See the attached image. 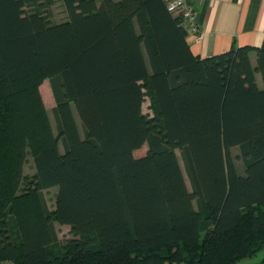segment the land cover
Instances as JSON below:
<instances>
[{
  "label": "trees",
  "instance_id": "16d2710c",
  "mask_svg": "<svg viewBox=\"0 0 264 264\" xmlns=\"http://www.w3.org/2000/svg\"><path fill=\"white\" fill-rule=\"evenodd\" d=\"M187 38L162 0H0V263L239 264L264 250V43L201 59Z\"/></svg>",
  "mask_w": 264,
  "mask_h": 264
},
{
  "label": "crops",
  "instance_id": "0c3cea01",
  "mask_svg": "<svg viewBox=\"0 0 264 264\" xmlns=\"http://www.w3.org/2000/svg\"><path fill=\"white\" fill-rule=\"evenodd\" d=\"M194 9L198 36L188 35L192 53L201 59L233 48H261L264 43V0H187ZM256 54V53H253ZM239 264H264V250Z\"/></svg>",
  "mask_w": 264,
  "mask_h": 264
},
{
  "label": "rangeland",
  "instance_id": "374dc122",
  "mask_svg": "<svg viewBox=\"0 0 264 264\" xmlns=\"http://www.w3.org/2000/svg\"><path fill=\"white\" fill-rule=\"evenodd\" d=\"M54 9H55V13H54L53 22L54 23H56V22L58 23V22H61L62 20H64L65 16H64L63 10L59 6V4ZM251 59H252L253 64L256 65V62H257L256 54H252L251 55ZM258 80H259L260 86H263V81H262L261 75H258ZM41 92H42V95H43L45 106H46V108L48 110V114H49L51 123H52L53 128H54V131H55L56 135H58L57 120H56L55 112H54V109L56 108V101H55V98H54V95H53V92H52V85H51V81L50 80H47L43 84V86L41 87ZM143 110H144L145 114L152 115V112H151V109H150V102H149L148 99H146V102L144 104ZM76 118H77V121L79 123L81 134H82V136H84V131H83V128H82V125H81V121H80V119L78 118L77 115H76ZM60 145H61L60 146L61 152H64L63 144L61 143ZM147 151H148V147L145 146L142 150H138V151H136L134 153L135 157L138 158V156H144L147 153ZM177 153H178V155L180 157V161H181L184 173H185V177H186V180H187L188 187L191 189V184H190V181H189V179L187 177V173L185 171V167H184V163H183V160H182V157H181V153H180L179 150L177 151ZM233 155L236 158L238 157L237 158V164L239 165L240 168L243 169L242 159L239 156L240 155L239 148L233 149ZM34 172H35V170H34L33 160H32V158H29V162H28L27 167H26V174L27 175H33ZM57 192H58V188H53V189L49 190L46 193V197H47V200H48L50 206H53L55 204V199H56L55 196H56ZM57 229H58V232H59V238H60L61 242H63V243L66 242L68 239H72L74 237V235H73V233L71 231V228L68 227V226L57 225Z\"/></svg>",
  "mask_w": 264,
  "mask_h": 264
},
{
  "label": "built area",
  "instance_id": "2783aa9c",
  "mask_svg": "<svg viewBox=\"0 0 264 264\" xmlns=\"http://www.w3.org/2000/svg\"><path fill=\"white\" fill-rule=\"evenodd\" d=\"M169 13L181 21V26L186 30L187 35L198 36L200 39V28L196 23L194 9L187 3V0H162ZM9 264V263H0Z\"/></svg>",
  "mask_w": 264,
  "mask_h": 264
}]
</instances>
